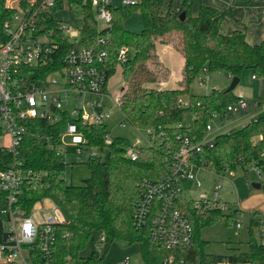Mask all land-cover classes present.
Listing matches in <instances>:
<instances>
[{"label": "trees", "instance_id": "16d2710c", "mask_svg": "<svg viewBox=\"0 0 264 264\" xmlns=\"http://www.w3.org/2000/svg\"><path fill=\"white\" fill-rule=\"evenodd\" d=\"M225 1L229 3L227 9L202 4L195 15L194 0H183L176 11L168 0H136L134 5L110 8L112 19L106 31L107 28L99 26L88 2L54 0L51 12L66 8L82 19L79 42L72 45L56 32L59 50L53 55V62L39 71H26L45 79L69 48L93 47L107 52L104 68L110 78L118 66L119 50L126 48L128 60L122 66L126 87L119 110L135 129L155 134L154 144L140 147L137 160L130 161L124 156L126 147L121 138H113L110 145L104 144L107 133L104 124L85 125L75 121L86 148L107 150V161L86 160L90 176L77 186L65 182L63 156L50 150L42 137L49 136L53 143L57 142L58 134L65 129L67 122L73 121L67 113L53 124L35 119L18 147L16 159L6 148L0 147V171L9 168L15 160L22 171L17 194L20 207L29 213L37 202L48 199L63 217L58 228L59 232L68 233V237L63 239L58 235L56 239V263L62 264L69 259L78 264H103L104 258L96 252L80 255L93 236L97 237L98 244L101 235L105 237V252L114 241L137 244L143 264H162V260L171 255L149 241L148 228L132 226L131 215L139 196L138 182L170 175V157L179 151L183 140L202 142L208 135L206 127L212 116L222 115L228 105L238 101L237 94L228 88L213 89L206 95L193 94L191 87L196 79L205 76V70L211 75L221 73L229 78H239L240 82L247 69L255 78H264V42L250 44L245 29H238L230 35L222 31L223 23L233 18L234 7H255L264 3ZM27 2L19 0V6H25ZM14 11L6 0H0V22L10 18ZM132 12H139L142 16L143 29L139 33L123 28V21ZM182 13H185L184 20H181ZM37 28L47 31L56 30L57 26L53 19L45 17L37 23ZM101 38L105 40L104 45L98 44ZM170 44H175V50L184 59L182 79L175 82L174 87L165 86L168 82L173 83L172 72L157 53L159 46ZM180 98L185 99L184 105L179 103ZM259 101L264 103L263 99ZM67 153L74 154V149L70 148ZM192 161L198 170L206 169L216 174L237 173L253 166L261 175L264 191V115L242 128L217 135L213 147L202 146ZM181 188L176 206L188 216L194 229L192 248L180 255L186 264H264V236L258 240L254 235V229L264 223L256 219L251 221L249 251L227 256L207 253L209 242L202 239V229L221 222L232 225L239 218L240 209L225 213L213 207L199 213L190 194V183H182ZM2 206L0 196V211ZM0 217L3 218L1 213Z\"/></svg>", "mask_w": 264, "mask_h": 264}, {"label": "built area", "instance_id": "2783aa9c", "mask_svg": "<svg viewBox=\"0 0 264 264\" xmlns=\"http://www.w3.org/2000/svg\"><path fill=\"white\" fill-rule=\"evenodd\" d=\"M36 1L20 6L10 18L0 22V140L7 138V143H0V147L6 148L16 159L18 147L35 119L53 124L61 119L63 113H67L73 121L67 122L65 129L58 134L57 142L53 143L49 136H42L49 149L56 151L57 155L61 154L63 159L64 154L72 148L76 156L88 151V158L103 160V150L86 148L85 139L78 132L75 121L85 125H99L111 117L107 103L116 105L112 100L113 91L108 89L109 78L104 68L107 52L93 47H73L64 52L53 72L45 79L27 72V69L39 71L53 62V55L59 50L56 32L74 45L79 42L82 26V23L77 26L55 19L51 12L54 0H43L40 3ZM84 1L91 5L101 28H108L112 19L111 0ZM135 3L136 0H121L120 6ZM45 17L55 21L56 30L37 28V23ZM98 44L104 45L105 40L99 39ZM127 60V49L121 48L118 65L122 67ZM204 77L203 81H199L200 85L209 80L206 70ZM237 98L238 101L228 105L222 115L212 116L206 127L208 135L202 142L193 143L187 138L183 140L179 151L170 157V175L159 180L143 179L137 184L139 196L131 215L132 226L136 229L148 228L149 241L171 253L162 260V264H186L180 255L194 244L192 223L176 204L182 193V183H190V188L193 185L199 190L202 188L196 175L198 169L192 158L201 151L202 146L213 147L214 139H211V134L214 128L222 129L216 126V121L219 120L223 126L226 120L240 114L244 117L256 110L264 111V103L259 100L251 102L242 93L237 94ZM179 103L184 105L185 99L180 98ZM146 133L147 146H151L154 144L155 134L152 131ZM112 139L106 133L104 144L110 145ZM140 147L142 146L126 148L125 158L136 161ZM255 171L257 172L256 169ZM226 174L234 176L235 172L217 175L224 177ZM22 177L16 160L9 168L0 171V196L3 198L0 211L3 216L0 217V264H58L54 252L56 239L58 235L63 239L68 237V233L59 232L58 224L63 223V217L50 200L52 209L45 210L41 207V203L48 199L37 202L26 213L20 207L17 196ZM221 189L222 184L218 183L211 195L201 193L199 198H193L196 211L200 213L216 207L229 213L227 204L221 200ZM35 213L39 214L38 221L34 218ZM236 222L237 228H241L239 218ZM104 243L105 237L101 235L97 245L101 247ZM62 264L78 263L66 259ZM121 264L130 263L128 259H124Z\"/></svg>", "mask_w": 264, "mask_h": 264}, {"label": "rangeland", "instance_id": "374dc122", "mask_svg": "<svg viewBox=\"0 0 264 264\" xmlns=\"http://www.w3.org/2000/svg\"><path fill=\"white\" fill-rule=\"evenodd\" d=\"M35 1L36 0H28L29 3H34ZM172 1L174 11L178 10L183 2V0ZM253 1H261L260 3H264V0ZM6 4L12 9H20L19 0H6ZM120 4L121 0H111L112 7H119ZM202 4L214 8L224 6V2L222 0H194V14L198 13ZM235 8L236 7L233 8V15L236 18H239L245 25L237 26L235 21L229 18V20L227 19V21H225L222 26L223 33L230 35L237 29H246L248 37L251 40L259 41L256 42L258 44L264 42V5L244 7L240 10H234ZM236 14H238L240 17H237ZM52 15L57 20L65 21L77 26L81 25L82 23L81 19H77L72 16V13H70L66 8L63 11L54 12ZM99 26L102 27L101 24H99ZM123 28L129 32H141L143 29L141 14L139 12H132L123 21ZM171 46L175 51V44H172ZM157 53L159 54V48ZM163 55L164 54L162 53V56ZM177 55V59L173 60V62H170L171 66H168L172 72V85L176 84L175 82L179 78V70L184 63L183 57L180 54ZM122 70L123 68L118 65L116 67L115 73L109 78L108 89H112L113 91L112 100L115 102L116 106H112L111 103H107V110L110 112L111 117L104 122V125L107 128L106 130L109 136L111 138H121L126 148L131 146H147V133L143 130H137L131 126L129 122L124 119L121 111L118 108L123 95L122 92L126 87L122 77ZM201 79H205L204 75L200 76L193 83L191 87V92L193 94L206 95L213 89H227L230 87L233 80V78H229L225 74L221 73L212 75L209 74V80H207V82L203 85L199 84ZM262 89L264 90V78L253 79V72L247 69L243 72L241 82L234 92L237 94V92L243 90L247 96H257L259 92L262 93ZM251 102H253V100ZM263 114V110H256L253 112V114L244 117L240 114L226 120L223 126H221V122L218 120L216 121V126L222 127V129L219 130L218 128H214V131L211 134V139H215L217 135L226 133L229 130L242 128L252 121L254 117L261 116ZM120 124L124 125L122 126ZM0 143L6 144L7 138H2ZM88 156V151L83 152L80 156L70 153L64 154L66 165L63 179L67 184L77 186L82 184L83 180L89 178L90 169L86 164ZM103 161H107L106 149L104 150ZM196 175L197 179L202 183V188L199 190L195 188L194 185L191 186L190 194L193 198H199L201 193H207L211 195L214 191V186L220 183L222 184V189L220 191L221 200L227 204L229 213L237 209L236 205H238V207L241 209V214L239 217L241 228H237L238 222L235 221L232 225L221 222L202 229V239L209 242V244L206 246V252L213 255L227 256L238 252L249 251L248 243L250 240L251 221L256 219L264 223V191L256 190L253 187V184L258 183L260 180L259 174L255 171L253 166H248L246 170H238L234 176H229L226 174L224 177H220L215 172H211L206 169L196 170ZM260 183L262 184V180ZM41 207H44L45 210L50 208L52 209V203L49 200H45L43 203H41ZM34 211H36V208H34ZM48 214L50 213L48 212ZM38 215V213L34 214V218L37 221L39 220ZM57 215L59 218L61 217L59 212ZM263 227L264 225L261 224V227L254 229V235L258 240H260L262 237ZM92 252H96L99 256L104 258L103 264H121L124 259H128L130 264L141 263V257L137 244L129 245L123 241H114L110 244L108 250L105 252L104 246L99 247L97 245V237L93 236L89 240L85 250L80 255L88 256Z\"/></svg>", "mask_w": 264, "mask_h": 264}, {"label": "crops", "instance_id": "0c3cea01", "mask_svg": "<svg viewBox=\"0 0 264 264\" xmlns=\"http://www.w3.org/2000/svg\"><path fill=\"white\" fill-rule=\"evenodd\" d=\"M223 2H224V6L223 7H219V8H217V9H220V10H224V9H226L228 6H229V3H227L225 0H222ZM168 2H170L172 5H173V1L172 0H168ZM258 2H261V1H258ZM244 7H236L234 10H237V9H243ZM195 12V11H194ZM196 15V14H195ZM73 16V15H72ZM234 16V15H233ZM236 16L237 17H240L238 14H236ZM75 17V16H74ZM75 18H77V17H75ZM77 19H81V18H77ZM230 19H232V20H234L235 21V23H236V25L237 26H239V23H241V24H244V23H242L241 22V20L239 19V18H236L235 16H234V19L233 18H230ZM229 20V19H228ZM81 21H82V19H81ZM227 21V20H226ZM239 22V23H238ZM225 23V22H224ZM223 23V24H224ZM245 25V24H244ZM238 30V29H237ZM236 31V30H235ZM245 31H246V29H245ZM246 36H247V41L250 43V44H252V45H254V44H258V43H256V42H259V41H253V40H251L249 37H248V33H247V31H246ZM172 44H170V45H166L165 47H163V46H159L158 48H159V56L161 57L162 56V53L164 54L161 58H160V60L163 62V64L165 65V67L166 68H168V66H171L170 65V62H173V60H176L177 59V54H180L179 52H177L176 50L174 51V49H173V47L171 46ZM161 51V52H160ZM175 52V53H174ZM181 55V54H180ZM182 56V55H181ZM183 61H184V59H183ZM183 65H184V63L182 64V66H181V69L179 70V78L177 79V83L179 82V81H181V79H182V75H181V71H182V68H183ZM168 69H170V68H168ZM171 70V69H170ZM253 79H257V78H255V76L253 75ZM176 80V79H175ZM172 85V83H170V82H168V83H166L165 84V86H171ZM239 86V85H238ZM172 87H174V84L172 85ZM238 93H242V94H244L245 96H246V98L249 100V101H257V100H259V99H263L264 100V90L262 89V93L261 92H259L258 93V95L257 96H247L246 94H245V92L243 91V90H241V91H239V92H237V94ZM264 115V114H263ZM262 116V115H261ZM258 117V116H257ZM261 177H260V180H259V182L258 183H260L261 182ZM261 184V183H260ZM262 185V184H261ZM257 190V189H256ZM260 190H262V188L260 189ZM237 206V205H236ZM237 209H240L238 206H237ZM240 214H241V209H240ZM239 217H240V215H239Z\"/></svg>", "mask_w": 264, "mask_h": 264}, {"label": "water", "instance_id": "95a60500", "mask_svg": "<svg viewBox=\"0 0 264 264\" xmlns=\"http://www.w3.org/2000/svg\"><path fill=\"white\" fill-rule=\"evenodd\" d=\"M184 18H185V13H182L181 14V20H184ZM108 30H109V28L106 29V31H108ZM239 83H240L239 78H233L232 83H231L230 87L228 88V91H234L237 88V86L239 85ZM253 187L257 190H260L262 188V185L260 183H254Z\"/></svg>", "mask_w": 264, "mask_h": 264}]
</instances>
